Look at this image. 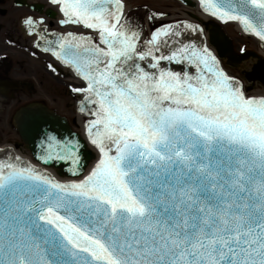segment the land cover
<instances>
[{
  "label": "snow or ice",
  "instance_id": "1",
  "mask_svg": "<svg viewBox=\"0 0 264 264\" xmlns=\"http://www.w3.org/2000/svg\"><path fill=\"white\" fill-rule=\"evenodd\" d=\"M48 2L95 33L21 17L82 81L69 87L98 157L85 174L79 138L45 126L37 159L77 178L0 159V264H264V93L224 71L198 24L145 36L124 0ZM198 3L264 41V0Z\"/></svg>",
  "mask_w": 264,
  "mask_h": 264
},
{
  "label": "water",
  "instance_id": "2",
  "mask_svg": "<svg viewBox=\"0 0 264 264\" xmlns=\"http://www.w3.org/2000/svg\"><path fill=\"white\" fill-rule=\"evenodd\" d=\"M178 1L184 4L185 7L189 9H195L197 12L198 0H178ZM16 4L25 5V2L23 0H17ZM38 5H41V4L33 3V4L27 5V7L34 14L36 13L43 14V16H46L47 18H50V19H53L55 17V13L52 10L43 11V6L37 8L36 6ZM145 14H146V11L144 9L143 10L134 9L127 13L128 16L133 17L139 21V23L143 27L144 33H145V23H144ZM205 15H209V14L205 13ZM48 25L52 27L53 23L50 22ZM204 26L207 27L208 25L204 24ZM239 26L241 27L243 31L242 26L241 25ZM207 30L209 33V42L216 49L217 56L219 59L228 58V59H232L235 62H238V60H234L236 59V57L240 59L247 58L249 56L257 57L252 52H244V53L239 54L238 56L233 54L230 39H228L223 34V32L221 31L218 25L211 24L210 27L207 28ZM244 33L250 34L246 32ZM198 35L199 33L194 34V35L192 34L191 36H198ZM260 42H261L260 44L261 49H263L264 51V41H260ZM60 64L63 65L62 63ZM58 72L62 74L59 70ZM245 79L248 81H258L264 84V60H261V59L258 60L257 64L253 65L252 71L245 75ZM37 114L43 117V119L46 121V124H42L35 119ZM13 125L19 136V139L24 144L25 148L29 151L32 159L43 167L53 168L56 171L58 176H63V177H68V178H77V177H73L72 174L67 170L68 166L66 164L56 163V162H49L45 164L37 159V156L39 154L38 147H37L39 143V139H40L39 131H41L45 126L49 128L57 129L64 136L74 135L79 138V140L81 141L80 153L84 161V171L88 163L93 159V153L87 148L86 142L82 138H80V136L77 133L71 130L70 126L68 125L67 120L63 116H59L58 114H56L53 110L49 109L43 103L33 102V103L26 104L20 107L19 109H17L13 115ZM4 151L7 152V154H4ZM9 155H11L12 157H16L12 151L8 149H0V159H5ZM21 160L26 161L24 159H21ZM38 168H40L42 171L51 175L49 172L43 170L41 167H38Z\"/></svg>",
  "mask_w": 264,
  "mask_h": 264
},
{
  "label": "flooded vegetation",
  "instance_id": "3",
  "mask_svg": "<svg viewBox=\"0 0 264 264\" xmlns=\"http://www.w3.org/2000/svg\"><path fill=\"white\" fill-rule=\"evenodd\" d=\"M15 1L0 0V122L4 127H8L9 122L11 124L13 108L37 100L30 99L36 94L37 83L28 74L32 68L29 59L41 70L35 72L36 76L51 70L49 63L45 62V55L32 47L31 37L25 34L21 25V17L30 13ZM50 78L53 81L56 75Z\"/></svg>",
  "mask_w": 264,
  "mask_h": 264
},
{
  "label": "rangeland",
  "instance_id": "4",
  "mask_svg": "<svg viewBox=\"0 0 264 264\" xmlns=\"http://www.w3.org/2000/svg\"><path fill=\"white\" fill-rule=\"evenodd\" d=\"M125 6L127 10L131 9H137V10H145L146 13L148 12L147 18H146V24L149 28L151 27H156L160 25V22H157L158 17H161L162 15H153V14H160L162 13L163 15L170 14L171 15L168 17L171 19L177 18V11L176 9L180 8L179 2L177 0H124ZM149 16H152V19H149ZM167 16V15H166ZM57 28V27H55ZM72 29V28H70ZM226 33L232 38L234 47L238 50L241 48L243 50H248V52H253L256 56L258 51V48L256 46V42L251 39L246 37V39H243L241 36H239L237 33H235L233 30L234 28H231V26H228L225 28ZM64 29H60L62 31ZM73 31L80 32L79 29H72ZM257 57L249 56L244 59V63L239 62V66H244L247 70V65L248 64H257L258 60L256 59ZM49 58L45 57V60L47 62ZM29 63L32 68L29 70V76H32L34 78V82L37 86L36 94L35 96H31L30 99H37V100H42L44 101L47 100L50 106L55 108L59 113H62L66 116H71L73 112V107H72V101H71V96L69 89L67 87V84L63 81V79H59V82L61 85L57 84L55 81H52L50 78V73L48 72H43L42 75H35V72L41 71L37 66L35 65L32 60L29 59ZM244 67H239V68H232L228 71H230L231 74H234V76L241 77L240 70L244 69ZM228 69V68H226ZM39 81H42L41 84H38ZM256 92H263L262 90L256 91ZM32 101V100H30ZM16 108H13L15 110ZM12 110V111H13ZM11 111V112H12ZM15 112V111H14ZM5 116V115H4ZM6 117V116H5ZM11 117V116H10ZM18 142V136L13 130V128L10 125V122L8 123V127H4L3 122H0V143H5V142Z\"/></svg>",
  "mask_w": 264,
  "mask_h": 264
},
{
  "label": "bare ground",
  "instance_id": "5",
  "mask_svg": "<svg viewBox=\"0 0 264 264\" xmlns=\"http://www.w3.org/2000/svg\"><path fill=\"white\" fill-rule=\"evenodd\" d=\"M26 1V3L27 4H35V3H37V4H41L42 6H43V11H45V10H52L54 13H55V17L53 18V19H50V18H47L46 16H43V14H38V13H36V16L37 17H40V16H43L44 17V21H45V24L46 25H48L50 22H52L53 23V25H55V26H61V27H64L65 28V31H67V32H71V31H68V29H70L71 27H73V25H60L59 23H58V20L60 19V13L58 12V10H57V8L55 7V6H52L49 2H48V0H25ZM179 2V1H178ZM179 5H180V8L179 9H177V13H178V15H177V18H174V19H171V20H173V21H175V20H184V21H189V22H192V23H195V24H198L199 25V22H200V20H203L204 21V24H206V25H208V26H210L211 24H216V25H218L219 26V28L221 29V31L223 32V34L228 38V39H230V41H231V47H232V51H234V52H241V49L240 50H238V49H236L235 47H234V44H233V40H232V38L226 33V29L225 28H227L228 26H230V25H226V24H218V23H215L214 21H213V17L212 16H210V17H208L209 15H205V13H203V12H201L198 8H199V3H198V6H197V12H196V10L195 9H189V8H187V7H185L184 6V4H182L181 2H179ZM127 9V8H126ZM126 9H125V11H126ZM166 14V13H165ZM160 22V24H162V23H166L167 22V20H160L159 21ZM235 26H234V32L235 33H241V32H243L242 31V29H241V27H239L238 26V24H234ZM74 27H80L79 25L78 26H76V25H74ZM201 30H202V27L200 28ZM244 33V32H243ZM190 36L192 35L191 33L189 34ZM194 35V34H193ZM241 37H243L242 38V41H243V39H246V35L245 34H241ZM203 39H204V41H205V43L207 44V46L210 48V50H212V52L216 55V49L214 48V47H212V45L210 44V42H209V39H208V36L206 37L205 35H204V32H203V37H202ZM253 40H255L254 38H252ZM256 41V40H255ZM257 43V42H256ZM258 44V43H257ZM212 48H211V47ZM258 47H260L261 48V45H259L258 44ZM259 56H262V57H264V52L261 50V52L259 53ZM244 59L245 58H236V59H234V60H238L239 62H241V63H244ZM232 60V59H231ZM247 66H251V64H248ZM63 68L64 69H67V70H70V69H68L67 67H65V66H63ZM74 79L75 80H78V82L80 81V79L79 78H77V77H74ZM256 94H258V92L256 93ZM78 96H77V100H78ZM73 119V125H72V128H71V130L73 131V132H75V133H77L79 136H80V138H82L85 142H86V145H87V148L93 153V159L88 163V165H87V167L85 168V174H86V172L88 171V169L94 164V162H95V160L97 159V157H98V153L96 152V150L87 142V139H86V134H85V132H84V130H83V123H82V115L81 114H77V115H75V118H72ZM13 149H14V147H13ZM12 149V150H13ZM11 150V149H10ZM15 150V149H14ZM13 150V153L14 154H16V156H19V157H22V158H24V159H26V160H30L32 163H33V166H36V167H38V166H40V167H43V166H41V165H39L38 163H36L33 159H32V157H31V155H30V153H29V151L25 148V146L22 148V149H20V150H18V151H14ZM4 154H7V152H5L4 151ZM30 162V163H31ZM43 168H45V169H48V171L49 172H51V175L53 176V177H56V178H58V179H60V180H71V179H75V178H68V177H63V176H58L57 175V173H56V171L53 169V168H47V167H43ZM79 178H82V176L81 177H79Z\"/></svg>",
  "mask_w": 264,
  "mask_h": 264
}]
</instances>
